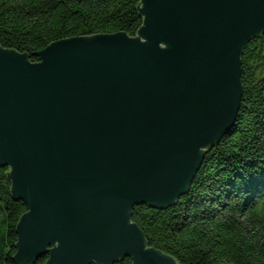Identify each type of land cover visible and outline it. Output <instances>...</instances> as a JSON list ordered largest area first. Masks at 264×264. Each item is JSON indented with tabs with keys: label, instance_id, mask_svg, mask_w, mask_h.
Segmentation results:
<instances>
[{
	"label": "water",
	"instance_id": "water-1",
	"mask_svg": "<svg viewBox=\"0 0 264 264\" xmlns=\"http://www.w3.org/2000/svg\"><path fill=\"white\" fill-rule=\"evenodd\" d=\"M142 23L49 42L38 62L0 46V166L27 211L15 264H179L147 247L136 205L165 208L232 127L240 57L264 0H138Z\"/></svg>",
	"mask_w": 264,
	"mask_h": 264
},
{
	"label": "trees",
	"instance_id": "trees-1",
	"mask_svg": "<svg viewBox=\"0 0 264 264\" xmlns=\"http://www.w3.org/2000/svg\"><path fill=\"white\" fill-rule=\"evenodd\" d=\"M138 0H0V46L38 62L49 42L124 31L142 23ZM242 96L229 131L205 151L191 184L165 208L136 205L133 222L147 247L179 264H264V32L240 57ZM0 166V264H15V225L27 211L9 195ZM45 254L30 264H44ZM130 257L112 264H131ZM95 264V263H91Z\"/></svg>",
	"mask_w": 264,
	"mask_h": 264
}]
</instances>
